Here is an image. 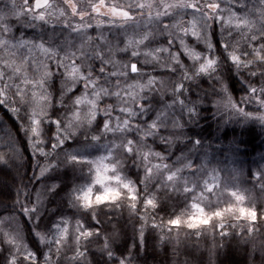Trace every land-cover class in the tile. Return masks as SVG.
Listing matches in <instances>:
<instances>
[{"label":"snow or ice","instance_id":"6c2138e0","mask_svg":"<svg viewBox=\"0 0 264 264\" xmlns=\"http://www.w3.org/2000/svg\"><path fill=\"white\" fill-rule=\"evenodd\" d=\"M223 3L224 7L221 0H8L0 9V106L20 121L35 178L67 166L87 172L85 182L65 194L74 214H61L46 230L37 222L48 195L59 185L42 183L35 191L16 188L12 203L36 224L32 235L47 251L38 256L25 242L21 221L9 214L0 220L15 225L11 232L0 230V243L8 253L5 264H91L93 245L111 260L119 231L106 212L119 216L126 211L135 221L138 241L153 232L157 247L172 245L175 256L187 244L207 250L213 261L216 250L233 236L243 243H255L253 236L264 241V165L251 172V190L241 191L223 179L226 173L231 180H248L235 162L210 167V159L196 162L182 155L169 163L168 154L156 151L152 143L158 140L170 150L183 139V123L175 113L181 109L195 114L186 103L188 85L204 76L220 94L215 107L264 124V0ZM214 24L220 26L218 34ZM105 25L117 29L113 38L105 34ZM189 36L195 44L186 40ZM201 44L203 50H198ZM182 56L192 61L191 66ZM224 59L244 78L246 92L239 100L218 74ZM157 95L162 104L153 117L144 119L152 110L148 101ZM106 97L115 102L103 104ZM113 112L119 115L113 117ZM6 136L9 153L0 155V164L21 162L20 149L10 133ZM81 140L106 154L76 153L65 147ZM200 144L195 140L193 148ZM129 161L141 171L139 179L121 175ZM94 185L102 191L94 193ZM221 188L229 198L225 206L206 213L201 202ZM161 193L183 196L185 201L191 196L195 213L158 219ZM229 217L236 221L230 228ZM241 220L244 223H238ZM108 223L111 231L103 227ZM115 264L132 260L117 257ZM184 264H189L188 258Z\"/></svg>","mask_w":264,"mask_h":264},{"label":"trees","instance_id":"16d2710c","mask_svg":"<svg viewBox=\"0 0 264 264\" xmlns=\"http://www.w3.org/2000/svg\"><path fill=\"white\" fill-rule=\"evenodd\" d=\"M8 0H0V9H4L5 4ZM123 3H127L128 0H121ZM20 3V0H17ZM221 7H224L223 0H221ZM191 11V10H187ZM189 16H185L188 19ZM169 21L165 19V23ZM18 27V26H17ZM214 28L219 33V24H214ZM26 35H31V29H22ZM92 35H96L94 29L89 30ZM117 33V29L108 30L105 25V34L109 38H113ZM226 34V33H225ZM19 35V31H17ZM235 35V34H234ZM186 40L192 44H195V40L189 36ZM179 48L176 44L173 50ZM202 44L198 46V49H202ZM218 55L222 56V52L218 51ZM126 59V57H124ZM143 59V57H141ZM182 60L187 65L191 66V62L187 56H182ZM150 67H146L145 71H150ZM222 79L225 81L231 95L237 100L242 97L246 92V84L244 78L238 73L235 68L226 59L222 60L219 73ZM56 90L58 92V84H56ZM212 84L207 80V76L199 79L195 83L188 85L187 98L196 99L200 96L201 92L211 91ZM170 99V97H169ZM114 98H104L103 104L114 103ZM152 105V110L147 112L144 119H150L154 116L155 110L160 107L162 101L159 96L152 97L149 101ZM201 114L198 116L195 123H190L187 127L182 130L184 137L181 141H177L176 144L169 150L168 146L161 144L158 140H153V146L156 151L166 152L169 157V163L175 161L177 156L187 155L196 162H200L202 159L212 160L210 167H223L225 163L231 164L236 163L238 168H242L245 176L248 177L246 180L244 177H240L239 180H231L227 174H223V179L227 183H233L236 188L243 191L244 189L251 190V172L257 169L259 166L264 165V124H260L253 120L245 121L242 117H232L231 119L220 123L221 116H217L215 113L214 106L210 104H203L200 106ZM248 108L251 110L252 106ZM207 109V111H204ZM55 114V113H54ZM119 115L118 112H113V117ZM98 119H102L98 115ZM209 126L211 134L209 135ZM51 126H49V129ZM203 130V131H202ZM11 134V137L20 149L23 160L19 163L10 161L9 164H0V220H5L9 214L16 216L21 221L23 227V234L25 242L28 243L29 247L36 252L38 256H42L47 248L40 245L38 239L32 235V230L36 227L30 219L23 217L17 208L13 205L16 197V188L26 186L29 190L35 191L40 187L42 183L46 184H57L59 187L56 189L55 194H49L45 201V207L41 215L40 220L37 222L41 230H46L58 219L61 214L71 216L75 210L67 207V199L65 194L71 189L74 184L79 186L83 184L85 174L81 170H74L71 166L61 167L57 170L50 172L46 177L40 179L35 178V169L33 167V156L31 150L27 146V141L24 136V132L21 130V124L19 119L6 108L0 106V155H7L9 149L7 144V134ZM199 140L201 142L196 148H193V142ZM68 151L76 153L91 152L98 155L103 152L101 149L96 153L95 149H92L86 145L82 140L69 141L66 146ZM158 162V161H153ZM121 175H127L133 179H139L141 171L136 168L131 161L128 162L126 169ZM88 183H91V177L88 178ZM143 187L142 185L140 186ZM200 189H197V192ZM227 193L224 192L223 188L218 190L215 195L211 196L208 200L201 202V205L205 208L206 212L210 213L215 210L217 205L220 208L225 206L228 200ZM193 202L192 197L189 196L188 200L185 201L183 196H165L163 193L160 194V206L157 218L167 216L176 213L177 215L184 214L185 218L191 211V203ZM247 206V203L246 205ZM264 207V205H261ZM104 215L112 217V222L117 223L119 236L115 243L112 245L114 256L111 260L102 252L98 251L96 247L90 246L89 248V259L91 264H115L117 257L127 256L128 259L135 262V264H173V260L183 261L185 258H191L192 256H198L201 251H197L195 248L185 245L182 248L181 254L175 256L172 252V245H163L157 247L158 236L153 232H146L145 239L143 242L138 241L134 232L135 221L130 219L127 212L125 211L121 215L112 212H106ZM236 221L228 218L227 223L229 227ZM91 224V221H89ZM238 223H244L239 221ZM73 227L75 221H72ZM100 227L101 225H93ZM15 225L11 223H0V230L11 232ZM103 227L107 231L112 230V223H108ZM185 232L190 231L184 229ZM174 234V233H173ZM210 241V237H206ZM196 240L195 236L191 237V241ZM239 238L236 236L231 237L226 241L223 246L225 254L230 250L235 251L237 247L247 248V245H239ZM83 250V249H82ZM55 252V246L53 247V253ZM7 248L5 245L0 243V264H5L7 258ZM71 255V253H69ZM243 257L235 256L230 259H242ZM53 259L56 257L53 255ZM221 259H224L222 256ZM63 264V261H61Z\"/></svg>","mask_w":264,"mask_h":264},{"label":"clouds","instance_id":"9594fccd","mask_svg":"<svg viewBox=\"0 0 264 264\" xmlns=\"http://www.w3.org/2000/svg\"><path fill=\"white\" fill-rule=\"evenodd\" d=\"M219 95H220L219 92L216 91V86L213 85L211 91L201 92L200 96L197 97L196 99H188V98L186 99V103L189 106L194 107L195 114L187 113L181 109H177V112L175 113V117L181 119L183 123V128L187 127L188 124L195 123L197 121L198 116L201 114L200 106L203 104H210L214 106L216 100L219 98ZM214 109L216 115L221 116L222 118L220 123H223V121L232 118L233 115L232 113L221 111L218 107L215 106ZM204 111H207V109H205ZM210 128L211 126H209V130H208L209 135L211 134ZM181 135L183 138H186L184 137L182 131H181ZM81 139H83V137H81ZM261 235L264 236V232H262ZM251 240L255 241V243L251 241L249 243H243L241 239H239L238 244L247 245V248L237 247L235 251L230 250L227 254H225L223 247L218 248L216 250L213 261H210L208 251L203 250L200 252L198 256H192L191 258H188L189 264H264V241L257 239L256 236H253ZM222 256L224 257V259H221ZM235 256H240L243 258L239 260L230 259V257H235ZM184 260L178 261V264H184ZM132 264H135V262L132 261Z\"/></svg>","mask_w":264,"mask_h":264},{"label":"rangeland","instance_id":"374dc122","mask_svg":"<svg viewBox=\"0 0 264 264\" xmlns=\"http://www.w3.org/2000/svg\"><path fill=\"white\" fill-rule=\"evenodd\" d=\"M191 17L189 16L188 17V19H190ZM185 20H187V19H185ZM202 47H203V45H202ZM199 50V49H198ZM200 50H203V48L202 49H200ZM188 58V57H187ZM189 62H191L192 63V61L191 60H189ZM129 82H131V81H129ZM103 154H106V153H104V152H100L98 155H103ZM109 175H111V173H109ZM92 182V181H91ZM112 186H115V183L114 182H112ZM93 188H94V193L97 191V190H101L102 191V189H100V186L99 185H94L93 186ZM199 191L200 190H198V192H197V195L199 194ZM201 207H203L202 205H201ZM204 208V207H203ZM205 209V208H204ZM205 212H206V210H205ZM193 213H195V210L193 209L192 211H191V213H189V214H193ZM206 213H208V212H206ZM188 214V215H189Z\"/></svg>","mask_w":264,"mask_h":264}]
</instances>
